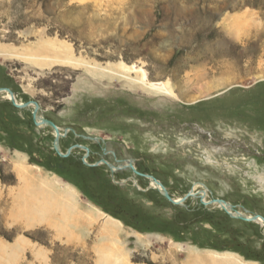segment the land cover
<instances>
[{"label":"rangeland","instance_id":"obj_1","mask_svg":"<svg viewBox=\"0 0 264 264\" xmlns=\"http://www.w3.org/2000/svg\"><path fill=\"white\" fill-rule=\"evenodd\" d=\"M0 52L34 105L0 94V264H264L260 226L192 196L264 218V0H0Z\"/></svg>","mask_w":264,"mask_h":264},{"label":"bare ground","instance_id":"obj_2","mask_svg":"<svg viewBox=\"0 0 264 264\" xmlns=\"http://www.w3.org/2000/svg\"><path fill=\"white\" fill-rule=\"evenodd\" d=\"M9 52V51H8ZM5 54H3L2 52H0V57H4ZM97 69V68H96ZM143 80V78H142ZM136 82V81H135ZM163 89H165L164 86H153L150 88L151 91H162ZM1 93H6V97L9 101H11L13 103V100H12V97L10 95V93L8 91H0V94ZM15 102L17 105L21 106L20 102L17 101L16 99V96H15ZM23 105V104H22ZM32 106L34 105H29L28 108H32ZM37 109V108H36ZM42 116V115H41ZM34 118V116H33ZM36 124H37V128L42 130V129H45V128H51L55 131V133L57 134L56 138L58 140H61V136L64 135V133H61L62 132V129H60L57 125V130H55V128L51 127L49 124H48V120L44 119V117H40L39 115L37 116L36 118ZM65 136V135H64ZM60 144V143H59ZM85 147V146H83ZM85 148H88V147H85ZM90 153H91V150L90 148H88ZM59 150L61 153H63L62 151V148L61 146L59 147ZM64 154V153H63ZM66 154V153H65ZM64 154V155H65ZM102 162V163H101ZM101 162L97 163L98 166L102 167L105 165V162H107V160L103 159ZM124 161H121L120 163L114 165V174H116L117 172H119L120 170H126L125 168H130L129 167L130 163L133 164L132 162H128V163H125L124 166H120V164H122ZM104 163V164H103ZM89 164V163H88ZM89 165H93V164H89ZM88 165V166H89ZM118 166V167H116ZM120 166V167H119ZM91 167V166H90ZM133 167L136 169L137 167L135 166V164H133ZM132 170V169H131ZM133 171V170H132ZM137 171V170H136ZM150 182H151V188L153 189H156L157 191H159L162 195H164L165 193H168L167 189L157 180L153 179V178H150ZM67 187V192H66V195L63 194L65 197H63L64 199L66 200H74L75 202L74 205L76 204V200L74 199V197L72 196L73 194L69 195V192H73L72 189H69L68 186H65ZM196 190H194V193L192 194V196H198L200 195V198L204 200V203L209 205L210 207H216L222 211H225L227 214H232L233 216H235L236 218H238L239 216H245L247 218H252L254 219L252 222H254L256 225L260 226L263 230H264V218L262 216H256V215H253V214H245V212L241 209L239 210H235L232 205H230L229 203L225 202V201H222L221 203L218 202V200H211L210 197H209V194L207 193V191H203V192H199L196 194ZM165 196V195H164ZM173 199V202L174 204H178V203H181L182 202V199ZM72 202V201H71ZM94 212V211H93ZM72 223V222H71ZM108 226H106V229L110 230V231H118L120 230V226L117 225L116 223H112V222H109L107 223ZM110 224V225H109ZM111 233V232H110ZM195 258L197 260H199V262L203 263V264H242V262L240 263L238 259L234 258V257H231V256H224V255H220V254H216V255H212V256H209V257H204V256H198ZM244 264V263H243Z\"/></svg>","mask_w":264,"mask_h":264},{"label":"water","instance_id":"obj_3","mask_svg":"<svg viewBox=\"0 0 264 264\" xmlns=\"http://www.w3.org/2000/svg\"><path fill=\"white\" fill-rule=\"evenodd\" d=\"M9 93H10V95H11V97H12V100H13V105L16 107V108H18V109H26V108H28L29 107V105L30 104H32L31 102L30 103H26V104H23V105H21V106H19V105H17L16 104V102H15V94L12 92V91H10L9 89L7 90ZM36 104V103H35ZM37 105V104H36ZM39 106L37 105V109H35L34 111H33V116H34V121H35V124L37 123L36 122V118H37V116H38V114H39ZM48 124L51 126V127H53V128H55V130H57V127H56V125L53 123V122H51V121H48ZM76 148H78V149H82L85 153H86V156H84V163H85V165H89L88 163H86V159L88 158V156H89V154H90V151H89V149L88 148H85V147H83V146H77ZM54 149H55V151L57 152V154L60 156V157H63V158H67L69 155H70V153L72 152V150L73 149H70L69 151H68V153L67 154H62L61 152H60V150H59V140L56 138V140H55V143H54ZM104 164V163H103ZM98 164H95V165H89V166H91V167H96ZM105 165L109 168V170L111 171V173L112 174H114L113 172H114V166L112 165V164H110V163H108V162H105ZM130 166L129 167H131V169L134 171V173L136 174V175H138V176H144L143 174H141V173H139V172H137L136 171V169L133 167V164H129ZM165 195V198L169 201V202H171V203H173L174 204V202H173V199L171 198V196H170V194L169 193H165L164 194ZM188 198H184V199H182V202L181 203H178V205L179 204H183L186 200H187ZM218 202L219 203H221L222 201H220V200H218ZM202 203H204V202H202ZM245 214H247V212L245 213ZM231 218H236L235 216H233L231 213L230 214H228ZM237 219H240V220H242V221H245V222H252L254 219H252V218H247V217H245V216H239Z\"/></svg>","mask_w":264,"mask_h":264},{"label":"crops","instance_id":"obj_4","mask_svg":"<svg viewBox=\"0 0 264 264\" xmlns=\"http://www.w3.org/2000/svg\"><path fill=\"white\" fill-rule=\"evenodd\" d=\"M59 188V192H52V191H49V193H52L50 195V199L49 201H55L57 203V205H59V201H61V196H60V193L61 195L65 194L66 195V192H67V188L64 186V185H61V186H58ZM69 189H72L73 192H69V195L73 194L72 196L74 197L75 200H79L77 201V204L79 203L80 204V197L78 196V189L76 187H73V186H69ZM78 197V198H77ZM52 203V202H51ZM77 204L74 205V207H77ZM80 207V206H79ZM58 216V215H57Z\"/></svg>","mask_w":264,"mask_h":264},{"label":"built area","instance_id":"obj_5","mask_svg":"<svg viewBox=\"0 0 264 264\" xmlns=\"http://www.w3.org/2000/svg\"><path fill=\"white\" fill-rule=\"evenodd\" d=\"M84 156H86V154H85ZM89 157H90V154H89L88 158H89ZM88 158H87V159H88ZM87 159H86L85 161H87Z\"/></svg>","mask_w":264,"mask_h":264},{"label":"flooded vegetation","instance_id":"obj_6","mask_svg":"<svg viewBox=\"0 0 264 264\" xmlns=\"http://www.w3.org/2000/svg\"><path fill=\"white\" fill-rule=\"evenodd\" d=\"M109 163V162H108ZM233 207V206H232Z\"/></svg>","mask_w":264,"mask_h":264}]
</instances>
